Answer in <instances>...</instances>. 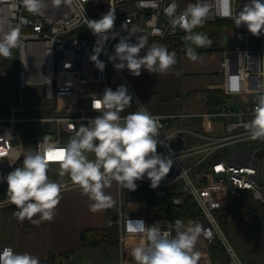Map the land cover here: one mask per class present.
Here are the masks:
<instances>
[{
	"label": "built area",
	"instance_id": "built-area-1",
	"mask_svg": "<svg viewBox=\"0 0 264 264\" xmlns=\"http://www.w3.org/2000/svg\"><path fill=\"white\" fill-rule=\"evenodd\" d=\"M173 2L176 4L173 15H179L189 3H195L196 0H59L58 3L55 0H43L42 15L28 12L21 0H0V35L13 28L19 29L17 46L11 49L10 55L16 62L18 87L22 91L29 85H44V96L50 102L46 106L28 108L21 96L15 105L2 111L0 168L3 173L4 167L15 168L17 161L26 152L36 151L46 139L38 141L34 149H25L18 129L20 123H50L55 137L47 138L48 141L63 146L68 141L65 135H73L82 123H87L88 117L99 114V110H94L91 106L92 92L101 95L107 86L115 89L119 84H126L133 94L136 110L143 107L151 113L131 84L129 69H116L115 62L108 59L119 37H110L105 44L107 54L102 52L99 57L106 62L103 71L97 69L95 62L89 59L97 36L87 27V20L99 19L112 7L116 9L117 16L112 31L127 35V31L121 27L122 22L127 21V26L136 29L138 35L146 36L147 41L158 39L184 42L185 31L179 27L173 31L172 16L165 12ZM202 2L208 8L202 24H231L230 31L235 42L229 43L227 30L224 35L227 38L221 43L224 70L221 88L227 97L234 100V104L222 105L215 111L190 114L151 113L158 118L159 137L173 150L174 159L173 167L158 186L174 187L177 192L172 199L174 205L191 204L202 218L201 237L208 244L220 240L229 256L228 264H244L224 235L217 212L226 207L231 196L241 191L250 192L256 200L264 204V138L253 139L246 127L252 119L257 95L264 92V34L253 35L245 25L236 27L232 17L246 0ZM222 10L230 14L221 15ZM154 29H158L156 34ZM253 39L257 46L251 43ZM132 40L135 42V36ZM87 85L97 87L86 96L84 102H80L75 94ZM30 110H38L43 114L29 115ZM121 116L123 117L122 112ZM199 118L203 120V124H211L213 119H227L224 133L210 136L186 127L189 124L187 121ZM185 133L199 139L189 143L184 137ZM241 142L250 143L227 156L212 159V155L218 150ZM157 150L166 154L169 151L168 147L161 145H158ZM195 154H203L204 158L194 164L186 162L187 165L182 161ZM202 164L205 166L194 177L191 176V171ZM53 165L59 164L50 162L48 168ZM56 181L66 184L67 189L77 187L67 175ZM138 181L150 183L147 178L136 182ZM10 204L7 199L0 202V207ZM130 218H143L146 226L155 224L162 231L169 230L174 235L173 224L164 216L149 217L146 211L122 212L116 222L120 230L119 264H136L135 260L126 261L122 252V245L129 237L139 239L141 235L127 231L126 225ZM110 224L115 223L111 221ZM1 230L0 224V248L8 246L15 250L13 243L2 239Z\"/></svg>",
	"mask_w": 264,
	"mask_h": 264
},
{
	"label": "clouds",
	"instance_id": "clouds-1",
	"mask_svg": "<svg viewBox=\"0 0 264 264\" xmlns=\"http://www.w3.org/2000/svg\"><path fill=\"white\" fill-rule=\"evenodd\" d=\"M21 3L30 13L43 14V0H21ZM175 8L173 2L165 9L172 16L173 31L177 27L183 29L186 33L184 39L196 46L211 42L207 35L192 31L204 22L208 12L202 0L189 3L179 15H173ZM220 14L230 13L222 10ZM116 18V9L111 7L99 19L87 20V27L97 36L89 57L97 69L103 71L106 66L99 57L102 52L107 54L105 44L110 37H119L114 51L108 55V59L115 62L116 69L127 68L139 76L142 69L149 73L163 72L176 62L175 52L155 42L143 56L139 55L147 43L146 36L138 35L136 29L127 26V21L121 24L127 35L112 31ZM232 19L236 27L245 25L253 35L264 34V0H246ZM157 32L158 29H154V34ZM18 35V27L0 35V56L11 55V49L17 46ZM186 55L193 61L198 58L191 46L186 48ZM90 95L91 106L99 110V114L88 117L87 123H82L66 144L58 146L46 138L36 151L23 155L21 166L6 175L0 173V183L6 181L8 185V202L16 206L14 215L21 222L25 218L31 220L38 213L36 222L51 220L62 190H67L66 184L49 178L50 162H58L59 175L67 174L72 184L79 186L93 201L90 205L93 211L111 204V197L104 189L110 187L113 180L134 191L138 187L136 181L147 178L150 186L155 188L173 167V150L159 137L157 117L143 107L121 116L124 108L133 102V94L126 84H119L115 89L107 86L101 95L96 92ZM246 127L253 139L264 138V92L257 95L252 119ZM158 145L168 147V153L158 152ZM126 228L129 233L141 234L131 249L136 264H198L200 253L195 250V243L203 231L200 223H186L178 218L174 223V235L155 224L146 226L143 218H130ZM0 264L42 262L31 252H18L5 246L0 248Z\"/></svg>",
	"mask_w": 264,
	"mask_h": 264
},
{
	"label": "crops",
	"instance_id": "crops-1",
	"mask_svg": "<svg viewBox=\"0 0 264 264\" xmlns=\"http://www.w3.org/2000/svg\"><path fill=\"white\" fill-rule=\"evenodd\" d=\"M225 33L222 35L220 40L217 39L220 45H222L221 43L224 42L227 37H229V43L234 42L231 31H228L227 37L224 36ZM164 41L168 40H163L161 43L167 47L168 43ZM148 48L147 46L144 47L141 56L145 54ZM222 50L223 48L221 46V49L217 51H196L198 58L193 61L187 57L186 51H184L183 48H177L176 51H171L175 52L176 62L169 66L167 70L163 72L149 73L146 69H142L139 76L131 73L130 75L134 77V81H138L137 84L140 97L146 104L147 109L154 114H190L210 110L208 104L209 90H222L221 87L224 80V70L222 69ZM192 77H196V79L195 81L190 82ZM161 81H163V84L165 83L162 88L158 87V84ZM180 83L182 84L183 89L181 86L179 89L177 88ZM178 90L182 93L181 97L178 95L180 92H178ZM233 104L234 100L226 96L225 103L219 105L217 109L222 105L232 106ZM135 111H137L136 107L129 104L122 111V115L125 116L128 113ZM2 114L3 112L0 107V116H2ZM218 120L219 119H213L211 124H203V120L201 118L191 119L187 121L189 124L186 127L210 136L221 135L223 133L224 123L227 119L222 118V120ZM198 139L199 138H193L189 135L188 142H196ZM193 157H197V161H200L204 158V155L195 154ZM5 168L6 167H4V169ZM11 169L13 168L11 167ZM6 174L7 173H5V175ZM114 184H116V186ZM137 185V189L130 191L128 189L124 190L122 185L119 186L118 182L112 181L110 187L104 189V191L111 197V204L101 207L95 211L90 208L93 201L89 200L88 196L82 192L79 186L62 190L59 203L55 206L53 218L50 220V226L48 228L50 233L49 237L51 239L64 242L65 247L63 248H68L67 246L75 242L77 238L80 242V235L84 229L103 228L113 221V217L119 219L122 212H147L145 204L146 200L139 201L140 203L138 206L132 207L129 204V201L131 200L127 199V195L130 193L143 194L140 183H137ZM123 192L126 194V204L123 202ZM237 210L245 211V209L231 210L230 214H232V218L234 220H237L238 217L241 216L240 214H243L235 212ZM109 214H111L112 217H110ZM230 214L229 217H231ZM246 218L249 217L247 216ZM250 218H253V215L250 216ZM189 221L194 223L198 222L201 225L203 223L202 218L199 216L189 218ZM230 222H232L231 218L229 220V224ZM41 233H45V230L42 229ZM40 237L41 236L35 234V232L32 233L31 229L21 228L20 224H15L14 236L10 237L8 235H3L2 239L13 243L15 250L18 252H31L32 244L34 243L37 245L40 241ZM208 247L209 244L200 235L195 243V250L200 253L198 264H216L210 260L211 256ZM64 252L68 251L66 250ZM31 253H33V251ZM33 254L37 255L41 262L48 258V255L41 257L38 253ZM131 260L134 259L132 258Z\"/></svg>",
	"mask_w": 264,
	"mask_h": 264
},
{
	"label": "rangeland",
	"instance_id": "rangeland-1",
	"mask_svg": "<svg viewBox=\"0 0 264 264\" xmlns=\"http://www.w3.org/2000/svg\"><path fill=\"white\" fill-rule=\"evenodd\" d=\"M201 30L210 32L211 30H217V32L220 34L221 31L225 32L226 30H230V28H227L222 25L208 23L204 24L200 27ZM219 34L215 35V38L220 40L222 38V35ZM150 41L148 40L146 43L147 48L150 46ZM253 45H256V40L253 39L251 41ZM182 45V42H177V45L180 47ZM257 46V45H256ZM212 54V53H211ZM0 107L1 111H4L9 106L15 105L19 99V97L22 96L23 102L26 107L32 108V107H41L46 106L50 102L46 100L44 96V85H29L22 91H20L18 87V75L16 71V62L10 57H0ZM130 70L128 71V77L130 78L131 84L133 85L134 89L137 93L140 92L138 90V84L137 80L134 81V77L130 75ZM196 77H192L190 82L195 81ZM165 83L163 84V81L159 82L158 87L162 88L164 87ZM183 89L182 84L180 83L177 88L179 87ZM97 86L87 85L84 88L80 89L75 96L80 102H84L86 100V96L92 92ZM180 90H178L179 92ZM178 95L181 97L182 93L181 91L178 93ZM132 103V102H131ZM130 103V104H131ZM49 113V110H47ZM219 120H222V118H218ZM218 120V121H219ZM217 121V120H214ZM224 127V126H223ZM224 133V129H223ZM72 135H65V138L69 139ZM184 137L186 139L189 138V134H184ZM250 142H241V143H235L232 144L224 149L218 150L215 154L212 155V159H216L221 156H227L232 151L246 146ZM90 158H92V154H89ZM197 157H186L182 161L187 165L186 162L194 164L197 161ZM18 162V161H17ZM17 167V163L15 164ZM52 172L59 174V165H53ZM11 167H6L4 169V173H8L11 171ZM197 169H193L191 171V176L194 177L196 174ZM67 175V174H65ZM69 178V176L67 175ZM115 181V180H113ZM117 184V183H116ZM116 184H114L116 186ZM77 190V189H73ZM125 190V188H124ZM124 193V203L126 204V194ZM145 195V194H144ZM8 199V198H7ZM7 199L0 200V202H3ZM140 202L138 201H129L130 206L136 207L138 206ZM229 203H227L225 210L227 209ZM254 205H257L256 202H253ZM16 211V206L14 204H10L8 206L0 207V224L2 227L1 235H8L10 237L14 236V230H15V224H20L21 228H28L31 229V232L35 234L40 235V241L37 245L34 243L32 244L31 252L38 253L41 257H44L45 255L49 256H58V262L57 264H101V262L97 261L99 257L97 256V253L99 250H93L90 248H80V242L78 238L73 242L71 245L65 247L64 242H60L55 239H51L49 237V226H50V220H42L39 222H36L39 218V213L36 214L31 220L25 218L22 222L17 219V217L14 215ZM235 212H240L243 214H240L241 216L238 217L237 220H234L232 218V214H230L231 217H228L227 223L224 221H220V226L223 230L224 235L228 239L230 245L234 249V251L239 255L241 260L244 264H264V213L261 212H251V211H245L244 210H237ZM250 212V213H249ZM247 214V215H246ZM218 215V212H217ZM253 215V218H250V216ZM234 216V215H233ZM249 218H246V217ZM189 218L193 217H187L183 219L186 223L189 221ZM232 220L229 224V220ZM109 225H112L109 223ZM108 226V225H107ZM44 229L45 233H41V230ZM175 234V232H174ZM61 235V234H60ZM137 238L129 237L127 241L122 245V252L123 257L126 261H130L133 257L131 256V249L134 246V243L137 241ZM120 244V242H119ZM208 246V245H207ZM74 251L72 253H69L68 256H64V251ZM209 250V247H208ZM64 252V253H63ZM226 249L220 252H218V256L220 257L222 263L221 264H227L226 262ZM217 255V253H215ZM228 255V254H227ZM119 261L121 259V244H120V250L118 254ZM212 262H214L213 259H210ZM116 264V263H113Z\"/></svg>",
	"mask_w": 264,
	"mask_h": 264
},
{
	"label": "trees",
	"instance_id": "trees-1",
	"mask_svg": "<svg viewBox=\"0 0 264 264\" xmlns=\"http://www.w3.org/2000/svg\"><path fill=\"white\" fill-rule=\"evenodd\" d=\"M215 24V23H214ZM216 24L225 26L227 28H231V24L229 22H217ZM204 24L197 26L193 32L203 33L207 35L210 43L204 46H196L191 44L190 41L182 42L180 47L172 40L164 41L167 44V48L169 51H176L177 48H183L186 51L188 46H191L195 49V51H217L221 49L220 43L215 38V35L219 34L217 30H211L210 32L201 30L200 27ZM227 31V30H226ZM225 31V32H226ZM225 32L221 31L220 36ZM161 44L162 41L158 39H153L150 41V46L153 43ZM235 42V40H234ZM234 42H231L233 44ZM149 46V47H150ZM1 57V56H0ZM1 59V58H0ZM226 94L223 90H209L208 92V104L210 111H215L217 107L221 104L225 103ZM133 106V102L131 103ZM18 129L22 135L23 145L25 149H34L37 146L38 141L44 138H54L55 131L53 130V126L50 123H40V122H23L18 125ZM23 156L18 160L17 166L22 165ZM208 162V161H207ZM205 165L202 164L199 166L197 171H200ZM52 167L48 168V176L52 180H59L64 176H60L59 174L52 172ZM140 183L142 193L146 196V207L147 213L149 217L152 216H164L166 217L174 226L176 219H185L187 217H195L199 216L198 213L195 212L191 204H186L185 206H177L172 202L173 196L177 193L173 186L165 187V186H157L155 188L150 186V183L141 182ZM7 182L0 183V200L7 199ZM253 202H256L257 205H254ZM227 209H221L218 211V219L222 222H226L229 217V213L234 209H246L251 212H261L264 213V204L260 201L256 200L253 195L248 191H241L237 195L231 196L228 202ZM112 217L111 214H109ZM115 224L105 226L103 228H87L81 232L80 235V248H90L93 250H99L96 259L101 262V264H119V226L116 224L117 220L115 217L112 218ZM225 248L221 245L220 240H216L212 243H209V251L211 259L214 260L216 264H221L222 261L218 256V252L224 250ZM67 252L64 256H68ZM217 253V255H215ZM226 262L228 264L229 256L226 253ZM58 256H49L45 260L42 261V264H57Z\"/></svg>",
	"mask_w": 264,
	"mask_h": 264
},
{
	"label": "water",
	"instance_id": "water-1",
	"mask_svg": "<svg viewBox=\"0 0 264 264\" xmlns=\"http://www.w3.org/2000/svg\"><path fill=\"white\" fill-rule=\"evenodd\" d=\"M29 115H42L43 112L38 110H30L28 112ZM0 173H3V169L0 168ZM127 199L131 201H145L146 196L144 194H138V193H130L127 195Z\"/></svg>",
	"mask_w": 264,
	"mask_h": 264
}]
</instances>
